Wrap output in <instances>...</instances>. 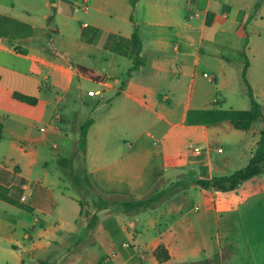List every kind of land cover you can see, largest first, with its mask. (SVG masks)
I'll return each instance as SVG.
<instances>
[{
	"label": "crops",
	"instance_id": "1",
	"mask_svg": "<svg viewBox=\"0 0 264 264\" xmlns=\"http://www.w3.org/2000/svg\"><path fill=\"white\" fill-rule=\"evenodd\" d=\"M135 25L143 49L128 75ZM246 60L264 106V0H0L2 263L264 264V173L226 192L197 183L257 146L260 123L234 126L249 95L248 108L228 104L248 94ZM91 118L98 190L113 202L154 196L138 211L100 209L92 231L58 163ZM159 244L169 259L157 260ZM103 248L114 250L101 263Z\"/></svg>",
	"mask_w": 264,
	"mask_h": 264
},
{
	"label": "trees",
	"instance_id": "2",
	"mask_svg": "<svg viewBox=\"0 0 264 264\" xmlns=\"http://www.w3.org/2000/svg\"><path fill=\"white\" fill-rule=\"evenodd\" d=\"M138 0H131L133 8ZM134 21V18L131 17ZM143 49L142 40L138 33V28L135 25L132 34L131 56L133 58V65L130 68L128 75L139 68V60ZM250 62L245 61L242 69V78L251 99V109L246 112L247 119H240L234 122V126L241 130H250L255 123H260L259 139L252 157L248 164L229 175L214 176L209 180H198L202 186L212 187L218 191H232L239 187L243 182L252 179L264 173V106L254 95L253 89L249 83L247 72ZM82 71L87 73V69L80 67ZM16 98L25 102H33V98L22 94H16ZM93 119H88L80 128L79 146L77 151L70 156H58V163L62 171L61 180L66 183L67 188L74 193V199L80 206V225L87 230H98L99 215L98 211L103 208H110L114 206H121L124 211L133 212L143 208H147L154 200V196L149 198H140L135 200H123L113 202L104 196L95 185L86 168V148L87 136ZM0 124V137L1 134ZM154 195V194H153ZM154 254L159 261L169 259L168 250L164 245L159 244Z\"/></svg>",
	"mask_w": 264,
	"mask_h": 264
},
{
	"label": "rangeland",
	"instance_id": "3",
	"mask_svg": "<svg viewBox=\"0 0 264 264\" xmlns=\"http://www.w3.org/2000/svg\"><path fill=\"white\" fill-rule=\"evenodd\" d=\"M77 1L80 3L82 0H77ZM68 13H70L69 10H68ZM78 15L81 16L82 12H78ZM124 73L126 75V72H124ZM228 104L229 105L230 104L237 105V108L245 109V108L250 107V99H249L248 94H247V95H243L240 98L228 100ZM247 118H248V115L246 114V112H242V116H240L238 119H247ZM255 125L258 126L257 123ZM226 149H228V147ZM243 154H244L243 151L240 152V150L238 148L233 150V152H232L233 159L231 160L230 165L228 166V169L230 170V172H228V173H233L234 171L241 169L248 164V160H245V155H243ZM166 199H169V192L167 194L164 193L162 196L158 197L153 204L155 205L157 203H161V202L165 201ZM150 205H151V203H150ZM85 245L86 244H81L80 249H83V247H85ZM115 246L118 247V244H115ZM113 250H114V248H110L109 250L103 248V250H99L100 262L102 263V261L104 260V257H106L107 255H111ZM93 252L96 253L98 251H97V249H93ZM72 254L73 253H71L66 258L56 260L54 262H51L50 264H89L90 258L87 255H85V257L82 258L81 260L77 261L73 257H71ZM1 256H3V255H1ZM3 260H4V258H2V259L0 258V262H1L0 264H3L2 263ZM7 261H9L10 263H13V260L11 259V257H9L7 259ZM30 263H31V260L27 259V264H30ZM102 264H104V263H102ZM108 264H116V263H115L114 259L112 258L111 262Z\"/></svg>",
	"mask_w": 264,
	"mask_h": 264
},
{
	"label": "built area",
	"instance_id": "4",
	"mask_svg": "<svg viewBox=\"0 0 264 264\" xmlns=\"http://www.w3.org/2000/svg\"><path fill=\"white\" fill-rule=\"evenodd\" d=\"M80 6H81L83 9L87 10V9H88V3H87V1H83V2L80 4ZM85 26H87V23H85ZM206 75H207V74H206ZM98 93H99V92L94 91V90H89V91H88V95H90V96H95V95H97ZM193 151H194V153H196V154H201V152H202V147H200V146L193 147ZM219 151H222V149H219ZM23 199H25V197H23Z\"/></svg>",
	"mask_w": 264,
	"mask_h": 264
}]
</instances>
